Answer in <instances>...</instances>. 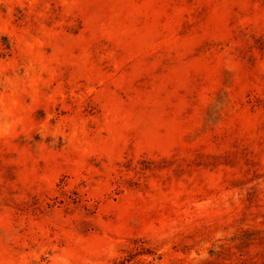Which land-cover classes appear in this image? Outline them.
<instances>
[{"label": "rangeland", "instance_id": "374dc122", "mask_svg": "<svg viewBox=\"0 0 264 264\" xmlns=\"http://www.w3.org/2000/svg\"><path fill=\"white\" fill-rule=\"evenodd\" d=\"M264 264V0H0V264Z\"/></svg>", "mask_w": 264, "mask_h": 264}, {"label": "trees", "instance_id": "16d2710c", "mask_svg": "<svg viewBox=\"0 0 264 264\" xmlns=\"http://www.w3.org/2000/svg\"><path fill=\"white\" fill-rule=\"evenodd\" d=\"M127 261H128L127 259H123V260L120 261V264H126Z\"/></svg>", "mask_w": 264, "mask_h": 264}]
</instances>
